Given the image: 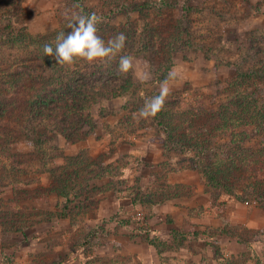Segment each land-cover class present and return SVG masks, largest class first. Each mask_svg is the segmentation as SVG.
Returning <instances> with one entry per match:
<instances>
[{"label":"rangeland","instance_id":"374dc122","mask_svg":"<svg viewBox=\"0 0 264 264\" xmlns=\"http://www.w3.org/2000/svg\"><path fill=\"white\" fill-rule=\"evenodd\" d=\"M126 1L133 4L131 11L112 14L98 25L100 36L108 35L112 28L123 32L127 28L130 36L139 32L136 43L131 46L129 43L124 48L125 52L134 47L139 50L141 34L143 43H146L151 31L156 32L158 24H174L182 15L184 2L194 11L192 36L185 39L184 49L174 58L172 71L175 79L169 84L170 96L213 95L216 100L224 99V96L217 97L216 86L234 78L235 71L228 63L235 62L241 55L236 51L238 42L244 40L249 32L264 29V0ZM13 2L24 11L20 26L27 27L33 35L49 34L59 26H65L66 14L74 12L72 0ZM13 2L6 1L11 8L10 13L17 11L15 6L12 7ZM105 2L87 0L84 6L101 16L117 4ZM7 55L0 54V64ZM132 58L131 68L139 76L154 70L159 63L148 55ZM161 83L142 85L139 95L143 104L140 109L146 99L159 93ZM134 100V96L100 99L93 109L98 127L76 143L51 137L47 143L50 147L46 144L44 149L45 157L43 150L30 144L17 147L21 153H30L25 159L34 168L28 177L20 176L23 182H33L28 187L21 185L22 189L37 195L39 193L36 192L43 191V195L34 199L33 195L3 189L7 174L0 176V209L6 211L1 215L20 206L22 211L11 214L13 219H7V222H14L17 228L23 229L2 228L0 216V264H87L91 261V264H112L110 261H115L114 264H201L203 253L207 264H223L231 256L240 259L251 256L249 264H255L258 258L264 261V202L239 201L213 191L207 188L205 177L194 171L169 172L167 177L170 184L193 187L188 197L163 203L148 197L153 190L148 191L149 187L164 176L159 166L168 159L164 147L166 135L154 117L139 116L140 109H135ZM127 102H130L129 106ZM125 104L127 109H123ZM83 152L98 164L110 165L111 168L101 179L91 181V192L86 195L89 201L82 203V200L74 198L70 209L65 211L63 198L44 191L52 186V174L40 167L43 162L49 166L53 163L58 165L60 153L76 156ZM86 163L89 164L88 161ZM98 167L93 168L98 170ZM39 212L44 215L39 217ZM222 217L228 218L235 228H246L244 243L223 236L219 239V249L213 251L214 243L210 242L212 247L209 246L208 239H191L185 242L179 253L171 255L166 252L165 257L173 258L166 262L148 242L153 239L170 241L174 230L197 232L210 225L223 227Z\"/></svg>","mask_w":264,"mask_h":264},{"label":"trees","instance_id":"16d2710c","mask_svg":"<svg viewBox=\"0 0 264 264\" xmlns=\"http://www.w3.org/2000/svg\"><path fill=\"white\" fill-rule=\"evenodd\" d=\"M6 1L0 0V54L6 56L8 53L0 64V176L7 174L3 189L27 195L30 191L22 189L21 185L28 187L33 182H23L20 176L28 177L34 168L25 159L30 153H21L17 147L30 144L43 150L45 157L44 149L51 137H60L71 143L85 139L99 125L93 109L100 99L134 96L135 109H140L143 104L139 95L142 85L162 82L172 71L174 58L184 49L185 39L191 38L194 11L184 2L182 15L174 24L155 26L156 32L151 31L146 43H143L141 34L139 50L135 47L127 52L122 50L121 55H148L159 61L154 70L139 76L132 68L127 73H119L118 57L103 63L77 61L71 65H58L54 57L44 56L43 46L54 45L56 36L61 32L66 36L72 32L68 28V20L65 26H59L52 33L33 35L27 27L20 26L23 8L10 0L14 3L12 7L17 8L10 13L11 8ZM105 1V4H117L110 7L107 14L101 15L102 19L129 12L134 7L126 0ZM86 2L72 0L73 11L93 13L94 10L84 6ZM118 33L126 36V46L135 44L140 35L133 32L130 36L127 28L124 32L112 28L108 35L101 37L107 40ZM236 51L241 55L235 62L228 63L235 71L234 78L216 86L217 97L224 96V99L216 100L213 95H168L163 109L154 117L157 126L166 135L164 147L168 157L159 166L164 172L163 179H157L148 189L153 188L148 197L151 196L157 203L189 196L193 187L170 184L167 178L169 172L185 171L202 174L207 188L213 191L239 201L264 202V29L249 32L244 40L238 42ZM127 104L129 106L130 102ZM127 104L123 109L128 108ZM47 146L50 147V144ZM58 158V165L53 163L49 166V163L43 162L40 169L52 174V186L44 191L63 198L65 211L70 209L74 198L82 200V203L89 201L86 195L91 192V181L101 179L111 168L110 165L98 164L86 152L76 156L60 153ZM93 167H98V170ZM36 193L39 194L29 196L33 195L35 199L43 195V191ZM82 196L86 198L82 199ZM15 208L4 215L1 214L6 211L0 209L1 227L22 231L16 223L7 222L12 218L11 214L22 211L20 206ZM32 215L34 217L35 214ZM42 215V212L38 213L39 217ZM222 220L223 227L210 225L197 232L174 230L170 241L153 239L148 242L166 262L173 260L171 256H164L166 252L171 255L179 253L184 249L185 242L191 239H208L209 246L212 247L210 242L214 243L213 251L219 249V239L223 236L244 243L246 228H235L228 218L222 217ZM202 257L201 264H207L206 254L203 253ZM250 257L240 259L231 256L223 264H249ZM255 264H264V261L258 258Z\"/></svg>","mask_w":264,"mask_h":264},{"label":"clouds","instance_id":"9594fccd","mask_svg":"<svg viewBox=\"0 0 264 264\" xmlns=\"http://www.w3.org/2000/svg\"><path fill=\"white\" fill-rule=\"evenodd\" d=\"M68 18V28L72 32L67 36L64 32L56 36L55 44L43 46L44 56H52L58 65H71L77 61H86L88 64L103 63L118 57V72L127 73L133 64L130 55H121L126 47V36L118 33L105 40L98 34V25L102 17L95 12L85 14L73 12ZM175 79V72L169 71L161 83L158 95L145 100L144 106L139 110L142 118L155 117L164 107L169 95V84Z\"/></svg>","mask_w":264,"mask_h":264}]
</instances>
